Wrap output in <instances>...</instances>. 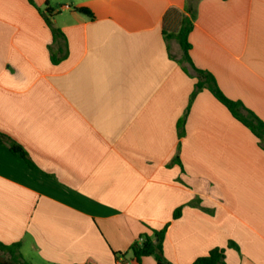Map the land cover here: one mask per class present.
Instances as JSON below:
<instances>
[{"label": "crops", "instance_id": "crops-1", "mask_svg": "<svg viewBox=\"0 0 264 264\" xmlns=\"http://www.w3.org/2000/svg\"><path fill=\"white\" fill-rule=\"evenodd\" d=\"M195 1L193 64L264 122V0ZM186 2L0 0V133L33 163L0 142V242L32 264H137L166 225L170 264H264V148L208 90L190 102Z\"/></svg>", "mask_w": 264, "mask_h": 264}, {"label": "trees", "instance_id": "trees-1", "mask_svg": "<svg viewBox=\"0 0 264 264\" xmlns=\"http://www.w3.org/2000/svg\"><path fill=\"white\" fill-rule=\"evenodd\" d=\"M32 3V1H31ZM40 10V9H38ZM76 11L93 18V14L90 10L84 7L75 8ZM185 15L179 20V28L176 33L170 34L169 38H175L179 43L182 50V57L180 65H188V68L183 67L184 71L196 80L194 92L191 95L190 102L194 100L196 95L202 90H208L221 104H223L233 115L235 119L241 122L258 138L260 145L264 148V122L259 119L253 112L248 110L240 101H233L227 98L221 89L219 88L214 75L208 71L198 69L193 64L190 57L191 44L189 42V35L193 29V24L196 19L197 2L195 0H187L185 7ZM46 16V23L51 29L53 42L50 46L51 60L54 64L59 63L66 57L65 51L58 49L54 50V45L59 42V39L63 37L62 31L55 26L52 21L54 11L47 9L44 14ZM168 16H175L178 18V14L175 11H170ZM191 69L192 73L188 69ZM191 104V103H190ZM184 122V120H183ZM182 122V126H183ZM0 142H7L9 150L24 159L29 165L33 166V163L28 158L27 153L22 149L17 142L8 137L5 134L0 133ZM181 215V209H177L174 213V219L179 218ZM168 225H166L160 231H153V237L143 235L142 241L135 242L131 246V253L134 262L141 264L144 257L152 256L155 258L158 264H170L163 255V241L165 238ZM154 238L157 240L155 241ZM236 246V245H235ZM225 250L221 248H215L211 250L208 255L196 259L193 264H225ZM0 264H32L30 261L24 258L21 252V244H4L0 242Z\"/></svg>", "mask_w": 264, "mask_h": 264}, {"label": "built area", "instance_id": "built-area-1", "mask_svg": "<svg viewBox=\"0 0 264 264\" xmlns=\"http://www.w3.org/2000/svg\"><path fill=\"white\" fill-rule=\"evenodd\" d=\"M117 264H126L122 260H118Z\"/></svg>", "mask_w": 264, "mask_h": 264}, {"label": "rangeland", "instance_id": "rangeland-1", "mask_svg": "<svg viewBox=\"0 0 264 264\" xmlns=\"http://www.w3.org/2000/svg\"><path fill=\"white\" fill-rule=\"evenodd\" d=\"M171 43L173 44V43H174V41L172 40V41H171Z\"/></svg>", "mask_w": 264, "mask_h": 264}]
</instances>
